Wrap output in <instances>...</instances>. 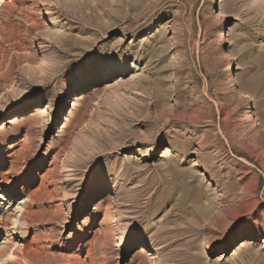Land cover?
<instances>
[{
  "label": "rangeland",
  "instance_id": "1",
  "mask_svg": "<svg viewBox=\"0 0 264 264\" xmlns=\"http://www.w3.org/2000/svg\"><path fill=\"white\" fill-rule=\"evenodd\" d=\"M0 264H264V0H0Z\"/></svg>",
  "mask_w": 264,
  "mask_h": 264
},
{
  "label": "bare ground",
  "instance_id": "2",
  "mask_svg": "<svg viewBox=\"0 0 264 264\" xmlns=\"http://www.w3.org/2000/svg\"><path fill=\"white\" fill-rule=\"evenodd\" d=\"M219 18H221V14H218L216 16V19H219ZM136 68H137V70H139L138 67H133V69L130 67H123V68H120L119 71H120V74H125V73H129V72H134L136 70ZM211 229H216V227H212Z\"/></svg>",
  "mask_w": 264,
  "mask_h": 264
}]
</instances>
